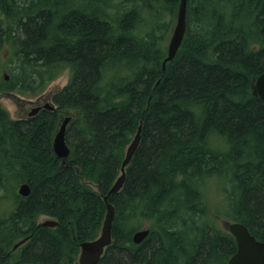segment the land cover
Here are the masks:
<instances>
[{
	"label": "trees",
	"instance_id": "16d2710c",
	"mask_svg": "<svg viewBox=\"0 0 264 264\" xmlns=\"http://www.w3.org/2000/svg\"><path fill=\"white\" fill-rule=\"evenodd\" d=\"M179 1L0 0V92L37 96L68 71L54 110L13 119L0 105V191L11 199L0 202V264H76L140 121L97 264H228L236 241L222 216L264 241V102L252 88L264 72V0H187L183 40L162 68ZM63 110L62 165L52 142Z\"/></svg>",
	"mask_w": 264,
	"mask_h": 264
},
{
	"label": "water",
	"instance_id": "95a60500",
	"mask_svg": "<svg viewBox=\"0 0 264 264\" xmlns=\"http://www.w3.org/2000/svg\"><path fill=\"white\" fill-rule=\"evenodd\" d=\"M186 4L187 0L179 1L174 26L166 46V57L162 62V68H164L165 62L173 59L183 40L186 30ZM5 78L8 79V76H5ZM252 88L254 94L259 96L264 102V72L252 80ZM35 101L29 100V102ZM46 101V105L50 110H54L56 108V104L50 98ZM71 119V115H65L61 119L60 125L54 134L52 142L53 152L56 157L60 158L62 165L70 152V148L65 141V131L68 122ZM140 137L141 121L135 135L126 148L124 158L120 164V174L110 187L107 194L103 197L106 205V212L101 224L99 235L93 239L83 240L79 243V254L77 258L79 264H97L103 255L105 248L112 241L111 226L114 219V207L110 202H108L107 198L111 193L118 191L122 187L125 178V168L130 163L132 156L138 147ZM29 192L30 186L27 182L19 184L17 188V193L19 195L26 196ZM39 224L42 226H55L57 221L49 218L39 222ZM223 226L231 235H233L236 241V251L229 257L228 264H264V241L258 240L250 233L247 226L240 221H230L227 219L225 220ZM149 232V227L137 229L132 234V241L136 244L140 243L149 234ZM26 240L27 237L20 239L14 243L12 249L17 248Z\"/></svg>",
	"mask_w": 264,
	"mask_h": 264
},
{
	"label": "rangeland",
	"instance_id": "374dc122",
	"mask_svg": "<svg viewBox=\"0 0 264 264\" xmlns=\"http://www.w3.org/2000/svg\"><path fill=\"white\" fill-rule=\"evenodd\" d=\"M114 1H118V0H114ZM170 36V35H169ZM169 37L167 38L166 41V46L168 43ZM8 53V49L7 47H5L4 49H2L0 51V76L4 73H7L6 69H5V58L7 56ZM6 76H8L6 74ZM68 80V71H64L60 76H58L56 79H54L53 81H51L46 88L39 93L37 96L44 95V97H46V99H52V95L59 90L60 88H62ZM37 96H24L21 94H18L16 92H0V105L7 110L9 116L13 119L15 118H21L24 117V111L25 109H29L30 105L29 104H25L28 103L29 100L35 101ZM33 103V102H31ZM24 104V105H23ZM61 114V119L63 118V116L65 115H71L72 111L69 110H63L62 112H60ZM19 184L16 186V193H17V188H18ZM222 200V193L221 192H216V191H211L208 195V204L211 208H216L218 206V204L220 203V201ZM0 202L3 208H9L11 207V205H9V203L11 202V199L9 198L8 193H6L5 190L0 191ZM51 218L50 216L47 215H40L37 219V222H41L44 221L46 219ZM225 220H227L225 217H217V222L220 226L224 227V222ZM144 227H149L148 224H144ZM142 226V227H143ZM100 232V231H99ZM99 235V234H98ZM76 264H79L78 261H76Z\"/></svg>",
	"mask_w": 264,
	"mask_h": 264
},
{
	"label": "flooded vegetation",
	"instance_id": "af4514ba",
	"mask_svg": "<svg viewBox=\"0 0 264 264\" xmlns=\"http://www.w3.org/2000/svg\"><path fill=\"white\" fill-rule=\"evenodd\" d=\"M46 100H47L46 97H44V95L40 94V96H37V99H36L35 102H33V103H31V102L25 103V104H29L30 107H29V109H25L24 117L33 116L34 114L40 112L43 109L50 110L48 108V106L46 105V102H47ZM21 118H23V117H21Z\"/></svg>",
	"mask_w": 264,
	"mask_h": 264
},
{
	"label": "bare ground",
	"instance_id": "6f19581e",
	"mask_svg": "<svg viewBox=\"0 0 264 264\" xmlns=\"http://www.w3.org/2000/svg\"><path fill=\"white\" fill-rule=\"evenodd\" d=\"M112 3V2H111Z\"/></svg>",
	"mask_w": 264,
	"mask_h": 264
}]
</instances>
